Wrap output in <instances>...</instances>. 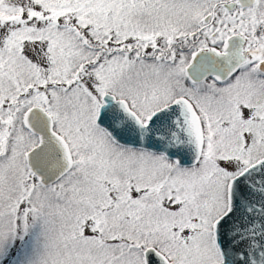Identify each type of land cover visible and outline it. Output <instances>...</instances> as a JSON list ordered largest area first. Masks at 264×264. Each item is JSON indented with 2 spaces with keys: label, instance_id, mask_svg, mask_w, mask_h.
I'll return each mask as SVG.
<instances>
[{
  "label": "snow or ice",
  "instance_id": "1",
  "mask_svg": "<svg viewBox=\"0 0 264 264\" xmlns=\"http://www.w3.org/2000/svg\"><path fill=\"white\" fill-rule=\"evenodd\" d=\"M0 264H264V0H0Z\"/></svg>",
  "mask_w": 264,
  "mask_h": 264
}]
</instances>
